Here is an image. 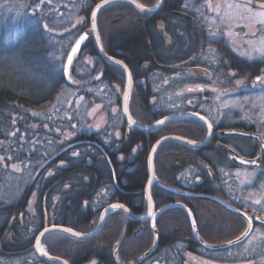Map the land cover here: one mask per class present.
Here are the masks:
<instances>
[{"label":"trees","instance_id":"16d2710c","mask_svg":"<svg viewBox=\"0 0 264 264\" xmlns=\"http://www.w3.org/2000/svg\"><path fill=\"white\" fill-rule=\"evenodd\" d=\"M74 1L78 5L77 18L83 17L85 23L75 27L68 44L62 40V34L47 32L41 26L27 24L33 34L21 40L13 32L7 37L0 30V157L5 158L0 161V185L5 184L8 193L0 198V256H18L22 264H59L39 258L34 251L35 237L45 226L64 225L78 232H90L95 229L102 209L115 202L135 215H146L149 204L145 184L153 143L171 134L193 141L207 136L205 124L194 117L174 119L149 131L130 127L120 109L124 71L98 55L90 36L83 41L68 75L64 74V59L70 48L65 46L90 29L91 9L100 0ZM138 1L147 7L158 2ZM196 1L164 0L162 7L152 13L117 1L97 14L100 47L107 55L120 59L131 73L127 111L140 125L183 111L205 116L206 111L199 108V103H212L175 80L177 73L186 77V68L192 66L191 62L205 46L199 31L203 26L197 30L193 26L198 23L196 19L183 17L201 13L194 7ZM165 78L170 81L165 82ZM99 83L108 88L107 92L97 94ZM63 89H72L77 95L74 98H81L80 106L74 105L72 111L80 108L85 112L84 97L102 104L107 112L102 129L88 135L98 146L80 143L61 149L70 143L69 136L85 137L82 128L79 129L80 120L73 115L65 114L62 119L43 112ZM193 96L198 101L188 103L187 98ZM174 103L185 108L173 113L164 109ZM207 119L213 129L240 124L223 121L214 124ZM116 132L120 133L119 138ZM221 140L224 137L214 135L201 148L174 140L163 142L153 155L155 179L193 194L223 193L221 172L246 165L230 159ZM73 151L79 155L72 156ZM14 164L21 171H15ZM185 170L192 172L191 177L185 175ZM149 192L155 212L153 222L132 220L123 210L113 209L100 233L92 238L83 240L50 231L41 237V244L49 255L67 260L68 264H87L93 260L97 264H191L187 256L208 261L224 250L203 246L196 239L193 220L196 234L210 246L238 236L243 229L240 216L231 215L207 198L177 194L155 182ZM230 216L237 223L235 226L234 222L232 230L228 228ZM155 243L153 251L145 256Z\"/></svg>","mask_w":264,"mask_h":264},{"label":"flooded vegetation","instance_id":"af4514ba","mask_svg":"<svg viewBox=\"0 0 264 264\" xmlns=\"http://www.w3.org/2000/svg\"><path fill=\"white\" fill-rule=\"evenodd\" d=\"M212 2L216 3L217 0H212ZM199 3L202 4L200 0H197L194 3V7H197L201 13L185 14L183 17L196 19L198 23L193 24V26L197 27V30L200 29L199 26H203V29H200L199 31L202 33V39H204L201 42L205 44V46H203L202 50H199L195 61L191 62L193 63L192 66L186 68V77L180 75L181 73H177L175 80L176 82L183 83L187 90L200 86L203 89L202 91L198 90L193 92L195 95L202 96V99L207 100L208 102H215L218 99L223 100L226 99V97V101L238 102L237 106L227 109L231 116H251L252 114L245 109L248 107L247 103L255 101L260 102L264 100V86L257 85L253 87V82L256 77L264 75V57L248 59L247 57L237 53L232 47V39H228L220 32L223 30L221 28V24L218 22L216 24H209L210 18L212 19V22H214L213 19L216 18V14H208L207 12L203 13L204 8ZM160 29H162V25H160ZM260 29L264 32L262 27ZM199 31L197 33H199ZM199 42L200 40H198L197 43ZM207 55L208 59H206ZM215 56L219 57L217 61H215ZM233 72L236 73L235 76L230 75V73ZM237 80H243L244 84L237 86ZM164 81L168 82L170 79L165 78ZM238 123H240L239 126H232L226 129H212L213 134L209 142L213 140L214 135L217 137H224V140L219 141L223 142V148L229 150L232 149L236 152V154L244 158L256 160L259 172L253 178L250 185L248 184L242 186L241 189L238 190L232 189L231 186L232 183L234 184L237 181L235 175L231 174L227 177L228 179H225L223 174L221 175L222 177L220 176L223 184V193L219 195H198L201 198H206L202 196L217 197L235 210L233 212L225 208L231 215L240 216V224L243 227L241 234L229 238L222 244H229L228 241H236L237 237L243 236V233L249 229L248 217H252L251 231L249 236L243 237L240 241L234 244H229L224 248H219L224 250L222 254L214 255L216 259L203 261L198 257L187 256L186 258L191 261V264H264V204L263 202L259 205L253 204L252 200L244 195L249 190L255 191V193L258 192L256 194L264 193L261 187L257 188L258 183L260 185L264 184V127L255 125L251 120L246 122L240 121ZM232 130L241 131V133L230 132ZM82 131L85 134V137H82L83 139H76V134L71 135L68 137L70 143L61 149H67L80 143H91L98 146L95 141L88 138V135L99 132L100 129L87 130V127H85L82 128ZM234 141L238 142V144H235ZM61 149L60 151H62ZM239 149H243L245 152H240ZM229 157L232 159L231 155H229ZM236 168L237 167L225 168L224 171L230 172V170H235ZM228 184L229 187L227 186ZM257 216L260 217V219H257ZM228 220V228L232 230L235 220L231 218V216ZM235 226H237L236 222Z\"/></svg>","mask_w":264,"mask_h":264},{"label":"rangeland","instance_id":"374dc122","mask_svg":"<svg viewBox=\"0 0 264 264\" xmlns=\"http://www.w3.org/2000/svg\"><path fill=\"white\" fill-rule=\"evenodd\" d=\"M205 0H203L201 6H203L204 10L203 12H207L208 14H214V12L209 11L206 7V4L204 3ZM86 0L84 1V3ZM36 3V0H0V30L5 34V36L9 37L12 32L14 33L15 38H18V40H21L24 37H28L33 34V31L28 28L26 21L33 18V5ZM242 5L247 4L240 2ZM215 4V3H213ZM248 6L252 7L253 11H260V8L251 6L248 4ZM52 9H55L53 11ZM77 12H78V5L75 4L74 0H52L51 5H45L39 12L36 13L35 19H40L42 16L45 17L43 22L52 23L50 26L52 27L53 31L56 35L63 36V41L65 40L66 44L73 39V35L75 33V28H72V24L76 21H73V19L77 20ZM62 13V15H61ZM216 20V22H215ZM214 22H212V19L210 18L209 24L213 23H220L221 30L220 32L223 33L228 39H232L233 42V49L241 54V52L249 51L248 45L245 43L247 40H259L260 38L264 37V32L260 30L257 37H251L250 35H245L246 33H250L252 31H256L257 27L264 29V26H257L249 22L245 19H234L232 20L228 26H225L224 23H222L218 18L213 19ZM248 25V27H245V25ZM30 25V24H28ZM78 25V24H77ZM42 27V24H41ZM43 28V27H42ZM65 28H68L69 31L65 32ZM44 30V29H43ZM231 30L232 35L229 36L227 33ZM46 31V30H45ZM239 33V35H237ZM56 40L54 44L57 45ZM58 55V54H57ZM248 59H256L260 57L259 55L253 53L251 58L248 56H245ZM215 61L219 59V57L215 56ZM206 59H208V55L206 56ZM208 74V72H207ZM210 74V73H209ZM99 85V86H98ZM97 90L99 92L97 94H101L100 91L107 92L108 88L104 87L100 83L96 85ZM168 91V90H166ZM182 94V93H181ZM122 95V94H121ZM120 95V96H121ZM184 95V94H182ZM74 96H77L74 94L72 89H63L61 93L54 99V101L46 106L44 108V113L47 115L51 114L53 117H59L64 118V115L71 117L70 115H73L75 118L80 120L79 129L87 127V130L91 129H102L104 126L106 120H107V112L103 110L102 104L96 103L94 101H90L89 98L84 99L82 98L83 103L86 104L87 109L85 112H81L80 108L75 109L72 111V108L74 105L80 106V96L77 98H74ZM102 97V95H98ZM115 98H116V91H115ZM187 98V97H186ZM196 97H189L186 101L190 104L196 103ZM226 99H218L215 102L210 103H199V108H203V110L206 111L205 116L212 120L214 124H219L220 121H223L224 123H238V122H246L251 120L254 122L255 125H260L264 127V100L260 102H248V107L245 108L250 112L252 115L247 117H235L231 116L228 112V108H233L237 106L238 102L232 101H226ZM196 101V102H195ZM227 105V106H225ZM229 106V107H228ZM117 107H115L116 110ZM185 108V105H180L174 103L172 105L169 104V106H165L164 109L169 112H178ZM37 109V108H36ZM35 109V110H36ZM210 113V115H209ZM247 113V112H244ZM118 114L116 112L115 118H117ZM231 151L235 152L231 149ZM236 153V152H235ZM257 162V161H256ZM245 165V164H242ZM252 166V167H248ZM222 171L221 175L224 174L225 179H228L227 177L231 174L235 175V178L237 181L233 184L232 183V189H241L242 186L250 185L253 178L256 176V174L259 172V167L256 165H246L237 167L235 170H230V172ZM185 175H189L191 177L192 172L189 170H185ZM237 173H240L239 176H237ZM248 173H251L252 175H247ZM183 174V173H182ZM7 183V182H6ZM257 188L261 187L262 191H264V187L257 184ZM264 185V184H263ZM229 187V184L227 185ZM6 185L2 184L0 185V198L7 197V191H6ZM258 193V192H256ZM255 191L249 190L246 192V195L250 200L260 199L261 202L264 204V193L256 194ZM100 219V217H99ZM99 222V221H98ZM97 222V225H98ZM105 224V223H104ZM96 225V226H97ZM95 226V227H96ZM242 232V231H241ZM241 234V233H240ZM34 257V255H30V257ZM31 257V258H32ZM92 262V261H91ZM91 262L87 264H91ZM0 264H22L21 259L17 256L14 257H2L0 256ZM27 264V263H26Z\"/></svg>","mask_w":264,"mask_h":264},{"label":"snow or ice","instance_id":"6c2138e0","mask_svg":"<svg viewBox=\"0 0 264 264\" xmlns=\"http://www.w3.org/2000/svg\"><path fill=\"white\" fill-rule=\"evenodd\" d=\"M130 3L132 4H135L136 8L139 9L141 12H146V11H152L151 8H146L145 5L141 4V3H138L137 0H129ZM113 3V0H102L101 3H98L95 5V8L91 11V29L90 31H95L96 30V27H97V24H96V21H97V14L98 12L103 9L106 5H109ZM249 3H250V0H249ZM52 4V0H36V3L33 5V18L26 21L27 24H30L32 27H39L41 26L42 24V27L44 30H46L47 32H52L53 29L52 27L50 26L49 23L47 22H43L42 21L44 20V17L42 16L40 19H35V15L37 12H39L45 5H51ZM205 4H206V7L209 11H212L216 14V18H218L222 23L225 24V26H228L229 23L234 20V19H245V20H248L249 22H251L252 24L254 25H257V26H264V3H261L259 5L260 7V11H253L252 7L248 6V4H244L242 5L239 0H217V2L215 4H213L212 0H205ZM160 6V3L158 2L155 7H159ZM185 7H187V5H185ZM53 11H55V9H52ZM62 15V13H61ZM85 21H84V18L83 17H80L76 20L75 23L72 24V28H75L77 26V24H84ZM245 27H248V25L246 24ZM260 28L257 27L256 31H252L250 33H246L245 35H250L251 37H257L258 36V33L260 32ZM69 29L68 28H65V32H68ZM89 33H84V34H81L79 35V38L75 40V43L74 44H69V45H66L65 47H70V52H68L66 54V65L64 67V72H65V75L68 74V69H67V66H70L72 65L73 63V59L74 57L77 55L78 51L80 50V47H81V43L83 41L86 40L87 36H88ZM229 36L232 35V32L231 30H229V32L227 33ZM237 35H239V33H237ZM99 39V37L97 38ZM245 43L248 45V48H249V51H245V52H241V55L243 56H248L249 58H251L252 54L255 53L257 55H259L260 57H264V37L260 38L259 40H256V41H253V40H247L245 41ZM101 51H103V48L101 47ZM109 59L111 60L112 58L109 57ZM89 63H91V60L89 59ZM115 64L117 65H121L125 71H127V66L123 64L122 61H119V60H116L114 61ZM231 76H235L236 73L233 72V73H230ZM99 77H97L98 79ZM69 79H71V76H69ZM131 73L129 72L128 73V81H129V85H131ZM244 84V81L243 80H237L236 81V85L237 86H241ZM257 85H260V86H264V75H261V76H257L255 81L253 82V87L257 86ZM202 91L203 89L200 87V86H197V88H190L188 89V91ZM124 96H125V99H127L128 97V92L126 91L124 93ZM227 106V105H225ZM125 112H127V107L125 106ZM34 115H36L34 113ZM193 115H198L197 113H193ZM168 119V117H165L164 119L162 120H157L156 121V124L157 125H162L165 123V121ZM199 119L200 120H205V117L204 116H199ZM15 122V121H13ZM128 123L129 125H135L136 121L132 119V117L129 115L128 116ZM205 123L207 124V129H208V132L209 134H211V131H212V123L208 122L205 120ZM72 127H75V125H73ZM12 135H15V133H12ZM115 136L117 138H119L120 136V133L119 132H116L115 133ZM167 139V138H165ZM160 141H157V144H159ZM189 143H194L192 141H189ZM133 152L136 151V149L134 148L132 150ZM153 152L156 151L155 148L152 149ZM79 153L78 152H75L73 151L72 152V156H78ZM5 158L4 157H0V161H3ZM8 159H11V157H8ZM121 159H123V157H121ZM63 161H61V165H63ZM241 163H250V164H256V160H250V161H241ZM13 169L17 172L21 171V168L19 165H12ZM49 175H52V173H49ZM240 173H237V176H239ZM247 175H252L251 173H248ZM149 185L152 184V180H149L148 181ZM65 187H68L67 185H65ZM262 187H264V185H262ZM104 194H107V193H104ZM149 200H151V196H149ZM87 201H85V206H87ZM253 204H256V205H259L261 204V200L260 199H255L252 201ZM110 207L112 209H123L124 211H128L127 208H125V205L123 204H112L110 205ZM31 208V206H30ZM108 209H105V211L107 212ZM152 213L149 212V215H151ZM257 219H260V217H256ZM100 219H103V217H101ZM251 220H252V217H248V223H249V229L247 231H245L243 233V236L244 237H247L249 236V233L251 231ZM193 228L195 229V220H193ZM153 227H155V225H153ZM51 231L50 229H47L45 228L43 232H40L39 236H37L35 238V248L36 250L41 253L42 255L44 256H47L48 253L47 251L45 250V248L43 247V245L41 244V240H40V237H43L45 235V233ZM63 232L65 233H69L71 234L72 236H75V237H80L82 236L83 234L82 233H79V232H75L73 231L72 228H64L62 229ZM241 237H237V240H239ZM251 242V241H250ZM229 244H234L236 243V241H228ZM63 264H68V261L65 260L63 262ZM91 264H97V262L95 260H93L91 262Z\"/></svg>","mask_w":264,"mask_h":264},{"label":"water","instance_id":"95a60500","mask_svg":"<svg viewBox=\"0 0 264 264\" xmlns=\"http://www.w3.org/2000/svg\"><path fill=\"white\" fill-rule=\"evenodd\" d=\"M117 1H126V2H129V0H113V2H117ZM101 2H102V0L98 1L96 4L101 3ZM137 2L140 3L138 0H137ZM158 2L160 3V6H159V7H155V6L147 7V6H145L146 8H151V9H152V11H146L145 13H152V12H155V11L159 10V9L162 7V5H163L164 0H158ZM158 2H157V3H158ZM239 2L247 3V4H249V5H251V6H254V7H257V8H260L259 5H260L261 3H264V2L256 1V0H250V3H249V0H239ZM129 3H130V2H129ZM96 4H95V5H96ZM131 4H132V3H131ZM141 4H142V3H141ZM95 5L92 7L91 11L95 8ZM133 5L135 6V4H133ZM135 7H136V6H135ZM91 27H92V25H91V13H90V29H91ZM90 29H88L87 31H84V32L80 33L79 35L84 34V33H89L88 36L91 37L95 50L97 51L98 55H99L102 59H104L105 61H107V62H111V63H114V61L119 60V59H117V58H115V57H111V56L107 55L104 51H101V47H100L99 42H98V39H97V38H98L97 31H96V30H95V31H90ZM79 35L76 37V39L79 38ZM88 36H87V37H88ZM76 39H75V40H76ZM75 40L73 41L72 44L75 43ZM82 43H83V42H82ZM82 43H81V46H82ZM80 48H81V47H80ZM70 50H71V49L69 48L68 52H70ZM68 52H67V53H68ZM109 57H111L112 59L110 60ZM119 61H121V60H119ZM123 64H124V63H123ZM65 65H66V56H65L64 64H63V71H64V67H65ZM124 65H125V64H124ZM119 66H121V65H119ZM69 67H70V66H67L68 73H69ZM121 67H122V66H121ZM122 69H123V71H124V73H125V86H124V90H123L122 95H121V106H120V108H121V113H122V116H123L125 122L129 125V123H128V116H129V114H128V111L125 112V110H124V109H125V106L127 107V99H128V97H127V99H125L124 93L127 91V92H128V95H129V92H130V89H131V85H129V81H128V73H129L128 68H127V71H125V69H124L123 67H122ZM64 74H65V72H64ZM67 75H68V74H67ZM67 75H66V76H67ZM131 83H132V80H131ZM193 113H197V112H193V111H183V112H179V113L168 114V115H165V116H163L162 118H160V119H158V120H162V119H164L165 117H168V119L165 121V122H168V121H171V120H174V119H179V118H184V117H194V118L199 119V116H203V115H201L200 113H197L198 115H193ZM204 117H205V116H204ZM199 120H200V119H199ZM205 120L208 121V122H210L206 117H205ZM205 120H200V121H202V122L205 124L206 128H207V124L205 123ZM156 121H157V120H156ZM156 121H154V122L151 123V124H147V125H140V124H138V123H135V125H129V126L132 127V128H135V129H139V130H143V131H149V130H153L154 128H156V127L159 126V125L156 124ZM212 129H213V127H212ZM230 132L239 133V134L241 133V131H237V130H232V131H230ZM212 134H213V130L211 131V134H209L208 129H207V136H206V138L203 139V140H200V141H193V140H190V139H187V138H184V137H181V136H177V135H172V134H171V135H164V136L158 138V139L153 143V145H152V147H151V149H150L149 155H148V167H149V173H148V178H147V181H146V184H145V195H146V198H147V200H148V204H149V211H148V213H147L146 215H144V216L135 215V214H134L131 210H129L126 206H125V208H127L128 211H124L123 209H121V210H123V211L126 213V215H127L130 219H132V220H137V221H147V220H151V221L153 222V218L155 217V212H154V206H153L152 199L149 200V196H150V192H149V187H150V185H149V183H148L149 180H152V182H155L158 186H160L161 188H163V189H165V190H168V191H171V192H174V193H177V194L188 195V196H193V195H195V196L200 197L198 194L189 193V192L184 191V190H182V189L174 188V187H171V186L165 185V184H163V183L157 181V180L155 179L154 164H153V155H154L155 152H153L152 149H153V148L157 149V147H158L160 144H162L163 142L168 141V140L178 141V142L184 143V144H186V145H188V146H190V147H192V148H201V147H204L206 144L209 143V141H210L211 138H212ZM243 134H245V133H243ZM165 138H167V139H165ZM157 141H160V143L157 144ZM189 141H192V142H194V143H189ZM225 151H226V153H228L229 155L232 156V159H233L234 161H236V162H238V163H240V164L254 165V164H250V163H241L242 160H243V161H250V160H253V159L244 158V157H242V156L236 154L235 152H233V151H231V150H229V149H225ZM202 197L209 198V199L215 201L216 203L220 204L221 206H223L224 208H226V209H228V210H230V211H233V212L235 211L231 206H229L227 203H225L223 200H221V199H219V198H217V197H213V196H202ZM112 204H121V203H119V202H115V203H110V204L106 205V206L102 209L101 214H100V218L103 217V219H99L98 225L95 227V229H93L92 231L87 232V233L79 232V233H82L83 235L80 236V237H75V236H73V237L78 238V239H83V240H85V239H89V238H92V237L98 235V234L100 233V231L102 230L103 226H104V223H105V221H106V218H107L108 213H109L111 210H113V209L110 207V205H112ZM105 209H108L107 212L105 211ZM149 212H151L152 214L149 215ZM45 228L50 229L51 231H61V232H63L62 229H64V228H69V227H66V226H64V225H56V224L48 225V226L43 227V228L37 233L36 237L39 236L40 232H43ZM73 231H75V230H73ZM49 232H50V231H49ZM75 232H78V231H75ZM194 232H195V235H196L197 240H198L203 246H205V247H207V248H210V249H219V248H224V247H226V246L229 245V244H222V245H217V246H210V245H207V244H205V243H204V242L198 237V235L196 234L195 229H194ZM64 233H65V232H64ZM66 234H69V233H66ZM69 235H71V234H69ZM71 236H72V235H71ZM36 237H35V238H36ZM243 237H244V236H242L239 240H236V242L240 241ZM40 239H41V237H40ZM155 246H156V243H155V245L153 246V248H152V249H151V250H150L145 256H147L148 254H150V253L153 251V249L155 248ZM34 251H35L36 255H37L39 258H41V259H43V260H45V261L57 262V263H59V264H63V262L65 261L64 259H62V258H60V257L52 256V255H49V254H48L47 256H44V255H42L41 253H39V252L36 250V248H35V240H34Z\"/></svg>","mask_w":264,"mask_h":264}]
</instances>
